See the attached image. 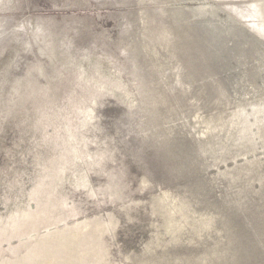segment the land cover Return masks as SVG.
<instances>
[{"label":"rangeland","instance_id":"374dc122","mask_svg":"<svg viewBox=\"0 0 264 264\" xmlns=\"http://www.w3.org/2000/svg\"><path fill=\"white\" fill-rule=\"evenodd\" d=\"M259 2L0 0V264H264Z\"/></svg>","mask_w":264,"mask_h":264},{"label":"bare ground","instance_id":"6f19581e","mask_svg":"<svg viewBox=\"0 0 264 264\" xmlns=\"http://www.w3.org/2000/svg\"><path fill=\"white\" fill-rule=\"evenodd\" d=\"M230 1V0H229ZM232 1H234V0H232ZM258 1V0H257ZM253 2V1H252ZM256 2V1H255ZM264 2H259V3H254L253 4V6H254V10H256V12H259L260 14L259 15H261V16H264V15H262V8H264V4H263ZM252 7V6H251ZM247 11H249V10H247ZM238 13V12H237ZM245 13V12H244ZM254 13V12H253ZM247 14H249V13H247ZM253 17H255V16H253ZM246 18V17H245ZM242 20V19H241ZM254 20H255V18H254ZM256 20H258L257 18H256ZM248 21V20H247ZM247 21H243V22H245V24H248L249 23V21H248V23H247ZM256 23H257V21H255ZM159 24H161L160 26H158L157 28H158V33H157V38L159 39V40H163L165 37H166V34H167V31L165 30V28L162 26V22L160 23L159 22ZM258 24L259 25H261V29H258V31H256L255 30V28H252L255 32H257V33H260V34H262L261 36L262 37H264V33H263V31H264V24L262 23V20H261V22L259 23L258 22ZM249 26V25H248ZM250 27V26H249ZM252 27H256L257 28V24L256 25H254V26H252ZM251 28V27H250ZM107 91V90H106ZM119 98H121L120 96H119ZM118 98V99H119ZM123 100L122 101H130V99L131 98H129V99H125V97L124 98H122ZM120 100V99H119ZM132 103V102H131ZM260 108V109H259ZM259 108H257L256 110H258V111H261V114H260V118H258V121H262L261 119H264V107H259ZM249 116H243L242 115V117L240 118V121L239 122H237V124H236V126L235 125H230L231 126V128H230V130H229V132L230 133H228L227 132V135L231 138V134H232V132L231 131H233L232 129H235V128H241L240 130H239V135L237 136V138L239 137V140L240 141H242V142H244V140H248V142H245L246 143V145H249L250 143L252 144V143H254L259 137H260V135H263V137H264V125H256L255 124V122H257V120L255 121H251V123H249V125L251 124V125H253V124H255L257 127H255L256 128V131H254V129H253V131L255 132V133H257V135L258 136H256V134H255V137H254V135L252 134V133H248L253 127L250 125V127L251 128H248L247 129V126H244V122L246 121V122H248V120H249ZM249 122H250V120H249ZM254 122V123H253ZM264 122V121H263ZM262 122V123H263ZM253 123V124H252ZM259 123V122H258ZM248 124V123H247ZM238 126V127H237ZM254 126V125H253ZM246 127V128H245ZM236 129V130H237ZM238 132V131H237ZM251 132V131H250ZM261 132H263L262 134H260ZM234 134H236V133H234ZM238 134V133H237ZM232 136H234V135H232ZM229 137H227L226 136V138H227V140L229 139ZM236 137V136H235ZM234 138V137H233ZM237 138H236V140H237ZM228 142V141H227ZM231 142H234V141H232V139H231ZM231 142H229V143H231ZM245 145V146H246ZM224 148H226V146H222V147H220V149L222 150V149H224ZM244 149V148H243ZM224 150H226V149H224ZM246 152V151H245ZM221 152H219V154H220ZM226 153V152H225ZM224 153V154H225ZM249 161V160H248ZM252 168L247 172L246 170H245V172L243 173V172H241V171H238V172H236L235 174L237 175H239L240 177H242V176H247V177H249L251 174H252V171H253V173H254V170H255V168L257 167V165H256V163L254 164V167L253 166H251ZM235 175V176H236ZM237 175V176H238ZM242 175V176H241ZM232 176V175H231ZM235 177L236 179L237 178H239V176L238 177ZM243 177V178H244ZM238 180V179H237ZM239 180H241V178L239 179ZM76 181H77V183H80V184H85L86 183V180L83 178V177H80V178H78V179H76ZM234 182V181H233ZM236 182V181H235ZM247 182V181H246Z\"/></svg>","mask_w":264,"mask_h":264},{"label":"water","instance_id":"95a60500","mask_svg":"<svg viewBox=\"0 0 264 264\" xmlns=\"http://www.w3.org/2000/svg\"><path fill=\"white\" fill-rule=\"evenodd\" d=\"M260 19V18H259ZM261 21V20H260ZM229 140V139H228ZM253 152L254 150L252 149V150H250V151H248V152H246V153H244V155H246V154H248V153H250V152ZM241 156H243V155H241ZM236 157H238V156H235L234 158H236Z\"/></svg>","mask_w":264,"mask_h":264}]
</instances>
